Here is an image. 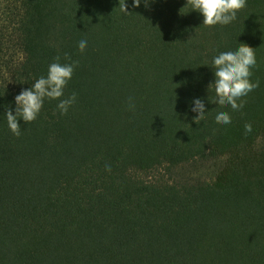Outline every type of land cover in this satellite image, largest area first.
Segmentation results:
<instances>
[{
    "label": "trees",
    "instance_id": "trees-1",
    "mask_svg": "<svg viewBox=\"0 0 264 264\" xmlns=\"http://www.w3.org/2000/svg\"><path fill=\"white\" fill-rule=\"evenodd\" d=\"M124 2L0 0V264H264V0L212 27L187 0ZM240 43L259 87L233 110L208 85ZM56 56L79 62L75 102L15 136L6 112Z\"/></svg>",
    "mask_w": 264,
    "mask_h": 264
},
{
    "label": "clouds",
    "instance_id": "clouds-1",
    "mask_svg": "<svg viewBox=\"0 0 264 264\" xmlns=\"http://www.w3.org/2000/svg\"><path fill=\"white\" fill-rule=\"evenodd\" d=\"M132 3L134 7H138L141 0H132ZM187 3L192 9L202 14L203 24L208 27L231 23L236 19L237 12L246 7V0H187ZM119 7L123 13H129L124 0H119ZM86 47V40L78 42L80 52H84ZM65 58L68 59L67 53H65ZM59 61L60 56H56L54 62L48 66L46 76L39 77L30 88L22 90L15 96V114L10 109L6 112L8 127L15 136L21 134L18 118H22L26 123L34 121L45 98L59 100L57 108L62 115L66 114L68 108L75 102L76 93L74 92L65 99L60 98L64 96V88L79 62L61 64ZM255 65V49L245 43H240L235 51H224L214 56L212 67L215 79L208 85V88H213L215 92L216 98L212 102L221 106L230 105L233 110H240L243 102L237 103V101L259 87V81L253 82L250 79L251 69ZM128 104L130 109H134L135 105L131 97H129ZM192 111L198 113L193 118L196 123L204 119L206 110L200 99L193 101ZM215 120L220 124H229L231 116L228 112L221 111L216 115ZM244 128L246 132H251L252 125L246 123ZM106 170L111 171V167L107 166Z\"/></svg>",
    "mask_w": 264,
    "mask_h": 264
}]
</instances>
